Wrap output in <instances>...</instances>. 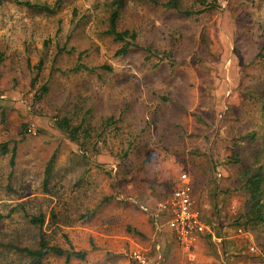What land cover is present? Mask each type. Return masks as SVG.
<instances>
[{"label": "rangeland", "instance_id": "rangeland-1", "mask_svg": "<svg viewBox=\"0 0 264 264\" xmlns=\"http://www.w3.org/2000/svg\"><path fill=\"white\" fill-rule=\"evenodd\" d=\"M57 1L0 2V264L41 232L72 253L43 264H264L245 187L264 174V0H125L126 55L115 0L24 4ZM183 173L209 230L189 245L156 216Z\"/></svg>", "mask_w": 264, "mask_h": 264}, {"label": "trees", "instance_id": "trees-1", "mask_svg": "<svg viewBox=\"0 0 264 264\" xmlns=\"http://www.w3.org/2000/svg\"><path fill=\"white\" fill-rule=\"evenodd\" d=\"M2 0H0L1 2ZM64 0H58L57 3L55 4V7L50 9L48 6H37V5H31L30 3H24L27 7L30 8H37L40 10H44L47 12H53L58 10L60 8L62 2ZM142 1H148L156 6H162L165 7L169 10H181V4L182 0H166V1H161V0H142ZM125 3V0H115L113 3L114 9L112 10L109 18V30L107 31V34L112 36L115 41L117 42H122L125 43V45L121 48L118 54H123L126 55L128 54L130 47L136 45V34L132 33L128 30L125 31H120L118 27L119 23V18H120V13L121 9L123 8ZM185 15H190L189 12H185ZM106 68V67H105ZM84 69L89 72H95L96 69H91L88 67L84 66H78L75 68V70H80ZM161 100L168 101L169 98L165 96L160 97ZM154 117V116H153ZM60 127L63 128V130L69 134L70 138L72 141L78 142V136L79 132L81 131V126H76V127H71L70 123L68 121L63 120L60 123ZM88 137L85 133V138ZM156 157V155L154 156ZM151 157H148V160H150ZM56 157L53 156V158L50 160L48 169H47V174H46V179L45 181L47 182L49 178V170L50 166L55 162ZM14 165V161H12ZM264 174L256 173L254 174L253 177H250L246 182H245V187L250 192V204H251V212L253 214V217H251L255 222L253 223H263L264 224V205L261 204V196H262V183H263V176ZM194 185V190H195V184ZM33 222L38 225H43L44 223V216H37L33 218ZM21 253L25 254V256L30 260L28 264H43L45 257H47L49 254H54L57 256L61 257H67V259H70L72 253L69 252L68 250H65L61 247L58 246H52L49 242V240L46 238V234L41 232L38 238V245L36 248L32 249L29 247H24V248H17ZM78 257H83L84 255L82 253H74ZM140 264V263H139Z\"/></svg>", "mask_w": 264, "mask_h": 264}, {"label": "built area", "instance_id": "built-area-1", "mask_svg": "<svg viewBox=\"0 0 264 264\" xmlns=\"http://www.w3.org/2000/svg\"><path fill=\"white\" fill-rule=\"evenodd\" d=\"M193 191L191 176L183 173L180 177V184L172 196L169 200L159 202L156 209V216L163 212L169 214L168 225L182 245L191 244L196 236L208 230L194 211ZM137 261L140 264H147V260L141 255H137Z\"/></svg>", "mask_w": 264, "mask_h": 264}, {"label": "crops", "instance_id": "crops-1", "mask_svg": "<svg viewBox=\"0 0 264 264\" xmlns=\"http://www.w3.org/2000/svg\"><path fill=\"white\" fill-rule=\"evenodd\" d=\"M176 243H177V245H179L178 242H176Z\"/></svg>", "mask_w": 264, "mask_h": 264}]
</instances>
